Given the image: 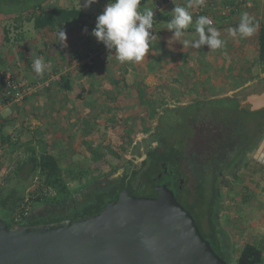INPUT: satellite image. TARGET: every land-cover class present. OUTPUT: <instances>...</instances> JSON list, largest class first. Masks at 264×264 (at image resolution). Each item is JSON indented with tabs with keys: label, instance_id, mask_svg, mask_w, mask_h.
Listing matches in <instances>:
<instances>
[{
	"label": "crops",
	"instance_id": "1",
	"mask_svg": "<svg viewBox=\"0 0 264 264\" xmlns=\"http://www.w3.org/2000/svg\"><path fill=\"white\" fill-rule=\"evenodd\" d=\"M203 2L209 7L205 15L214 17L215 25L213 26L220 33L219 38L224 41L221 48L211 49L208 45L195 48L190 45L183 46L181 43L185 40L193 41L199 38V33L195 30V21L202 15L193 14V10L196 6L201 4L199 0H191L192 7L189 8V11L193 16V24L190 25L184 35L179 38L181 42L173 41L171 47L169 46L168 41L173 36V32L165 27L172 18V9L175 7V4L187 7L190 0H141L139 9L142 11L145 9H153L154 11L157 6L160 8L158 11L159 19L154 20L153 28L149 30L150 35H153L149 53L141 62L121 63L116 60L114 49L108 50L104 44H98L97 39L94 37V40L92 34L77 32V38L84 36V38L86 37L89 41L84 45V52L86 53L81 54L84 57L82 59L78 58L77 52L66 54L65 56H62V54L58 52L55 53L49 61H45L44 63L46 65H50V68L43 73L44 78H49L47 89L44 88L36 96L28 97L21 103L10 104L0 110V122L3 118L10 119L11 117H15V121L12 122V125L10 126V124H8L6 132L12 135V139L17 137L20 138V142L22 143L27 142L28 140L37 141L39 138L51 141L53 139H50L45 135L44 123L42 124L40 123L41 121L37 120L25 122V119L28 118V114L29 116L32 114L30 109L35 103V97L44 99L47 94L54 93V98L56 99L55 106L62 110H71L82 106L86 109H89L90 107L94 108L97 105L105 107L106 104H117L116 99L114 100L112 97L117 94L115 88V78L117 77H121L120 83H118L121 85V90L123 89V84L127 82L134 86L137 92H140L138 105L141 104L143 106L150 104L153 105L154 103L163 104L174 100L189 102V92L191 91H203L204 93L206 92V94L209 93L213 94V96H218L226 91L234 90V98H239L243 95L240 91L251 85L256 76H264V72H262L258 62L257 44L259 26H256V21L254 20L253 24L255 31L251 37H242L238 32H236V35H230L229 30L237 29L242 16L240 13V18H234L229 12L226 13L227 11L224 7H226L227 4H232L234 1L203 0ZM252 2L253 6L247 10H243L244 8L242 6L241 10H243V14L246 13L250 18L251 15H253L254 19L261 18V21H263L264 0H252ZM85 25H88L87 21L85 22ZM87 28L88 26L86 27V30ZM25 44H28L30 47L33 46L32 44L30 45V42H27L26 39L20 44L21 49L16 45L10 44L12 47L9 46V49L0 50V64L14 63L16 58L20 56L18 50H21L22 54H24ZM95 46H99L96 51L91 49ZM30 49L33 50L34 47H31ZM92 52H94L95 65L93 66V69L89 70L85 64L92 58L89 55ZM42 57L44 58V56ZM230 59H234V64L233 62H229ZM224 62H229L227 68H224L225 65L222 66ZM233 65L234 69H232ZM97 66H99V68L95 70V73H102L103 75L101 79L94 73V68ZM192 68L194 71H198L197 74H200L197 80L192 79ZM113 71H115V74H112ZM68 74L71 75L73 80V88L69 92H63L61 90V85L58 87L57 83L62 82L61 76ZM22 75H24V78H27L26 73H22ZM189 76L192 77L189 79ZM83 87H88L89 92L87 91L88 95L84 101H81L80 103L77 101L76 96ZM173 89H175V91H173ZM154 92H162L160 94L161 98L158 101ZM180 92H182L181 95L176 96V94ZM47 102L51 109L52 103L48 100L45 102L40 100L39 107L41 108L42 105ZM133 102H135V100ZM39 107L37 106L36 109H39ZM71 115L72 114L70 113L69 115H66V119L69 120ZM135 123L137 124V122ZM50 127H52V125H50ZM50 127L49 129H52ZM48 131L50 133L51 130ZM73 145L74 144H71V147ZM4 146L5 147L0 150L2 156L4 155L3 152L5 150L7 151L8 148L9 150L12 148L9 147L8 144H5ZM259 159L264 161V155ZM3 164L5 163L3 162ZM3 170L5 171V167L0 170V173L3 172ZM248 171V179L251 176L258 175L255 174L256 170L252 169L251 172V169H249ZM252 180L254 181V179ZM263 182L264 180H262V183ZM244 184V186L249 184L250 188L261 185V183L252 181ZM244 186L242 184L241 186L234 187V192ZM248 195L249 194H245V198L247 199L241 202L238 206H236V202L234 203V206H236L234 208V216L225 219V221H227L225 228L231 231L228 233L229 238L235 236L234 241L231 242L232 253L233 251L235 252V248L238 247V253L240 254L247 243L243 241V239H245V236H243L245 231H247L249 235H258L264 232V206H262L263 204H261L260 200H255V197H250ZM254 207H257V209L259 208L262 211L251 217L250 212ZM224 215L226 214H223V216ZM232 219H234V224L230 223ZM243 219L250 221L248 228L240 226ZM238 221L240 222V225H237Z\"/></svg>",
	"mask_w": 264,
	"mask_h": 264
},
{
	"label": "flooded vegetation",
	"instance_id": "2",
	"mask_svg": "<svg viewBox=\"0 0 264 264\" xmlns=\"http://www.w3.org/2000/svg\"><path fill=\"white\" fill-rule=\"evenodd\" d=\"M256 91L259 92L255 90L238 98L240 109L249 110L241 102ZM203 95L204 92L191 91L189 96L193 100L189 102L158 103L154 107L156 121L152 128L135 137L129 150L123 153L124 158H119L115 164L104 158L97 168L89 169L92 174L87 176L85 184H72V196L67 203L54 207L44 203L37 206L34 208V222L27 224L88 217L117 200L126 189L135 196L157 198L158 187L164 184L192 214L194 211L202 216L196 202L203 193L207 201L218 199V209L222 212L220 220L232 208L233 212L234 187L251 181L262 183L257 170L261 165L264 167V161L255 154L264 137V119L258 121L254 131H250L248 120L237 116L234 109V90L218 96ZM242 126L247 133L245 136L238 133ZM153 151L157 161L150 174H144ZM246 161L247 167L253 161L259 163L255 169L258 175L242 180L238 175L236 177V173H249L246 167L240 168ZM53 214L57 220L50 218Z\"/></svg>",
	"mask_w": 264,
	"mask_h": 264
},
{
	"label": "trees",
	"instance_id": "3",
	"mask_svg": "<svg viewBox=\"0 0 264 264\" xmlns=\"http://www.w3.org/2000/svg\"><path fill=\"white\" fill-rule=\"evenodd\" d=\"M55 0H0V50H3L8 43L18 46L21 49V45L17 42L23 41L24 36L22 32L18 34L16 37H12V26L9 24L4 23L3 21L8 19L9 17H14L15 24L13 25L15 29H21L25 22L31 23L34 30L36 32L42 33V37L44 40V48L41 51H37L35 48L32 50L30 54L25 55L22 54L21 50H18L20 56L16 58L14 63H5L3 64L2 68H12L13 75L16 76L15 80L18 83H22L26 81L30 84H42L39 90L28 96H36L40 91L44 88L47 89L49 78H44V75H37L33 70V61L38 57V54L44 56L39 58L41 60L49 61L53 57V52L51 53V49L56 47L59 50V53L62 56L68 54L67 47L61 46L59 42H57L58 34L61 30L66 33L67 38L71 35L72 31L77 29H81L83 27V23L86 22L87 18L90 17L91 13L86 12L83 8L79 7L77 2L80 4L84 3V0H70V5L62 6L58 4H54ZM75 2V3H74ZM109 0H97L96 3L92 4L91 7L97 9L99 8L100 4H107ZM237 0L232 4H236ZM3 18H5L3 20ZM240 18V16H238ZM159 19V15L157 16ZM256 26H259L258 29V62L261 67L262 72H264V20L261 21V18L255 19ZM45 37V38H44ZM102 42H98L101 44ZM97 44V45H98ZM103 44V43H102ZM12 47V46H10ZM32 47V46H31ZM99 46H95L91 48L92 50L96 51ZM14 50V49H13ZM67 52V53H66ZM78 54V53H77ZM92 56L91 61L92 64H89V61L86 62V67L93 69L95 65V57L94 52L89 54ZM88 55V56H89ZM84 56L78 54V58L82 59ZM0 68V69H2ZM22 73L27 74V78H24ZM30 74V75H29ZM22 75V76H21ZM33 75V77H31ZM62 82H58V87H62V91L69 92L73 88V80L71 75H63L61 76ZM121 77L115 78L116 81V93L115 96H112L114 100L116 99L117 104H111L112 106L108 109L106 113V117L104 118V122L100 123V121H94L92 126H90L89 118H87L86 125L81 124L80 120L77 118L78 113L77 108L71 109L73 111L72 117L76 118L74 122L70 123L69 125L72 126H79V127H86L87 133H93V128L96 124H104L107 130L109 129L110 133L108 138L102 137L100 143L97 142L95 147L91 146V143L87 138H83V144L88 146L91 153L87 155V159L89 160H99L102 157L105 158L104 155L107 156L109 153L111 156L115 157L116 159L124 158L123 153L128 151L130 146L133 144L135 139V134L133 132V128L135 124L126 119L125 115L114 116L112 115L113 112L119 111L121 108L125 106V104H130L132 100L138 101V97L140 92L134 88V86L128 84L127 82L123 84V89L121 90L118 83H120ZM2 78H0V85L2 88ZM52 85V84H51ZM50 85V86H51ZM119 89V90H118ZM49 90V88H48ZM88 87H83L76 99L78 102L84 101L87 96ZM89 92V91H88ZM26 97V98H28ZM25 98V99H26ZM24 99V100H25ZM46 99L52 103V108L50 109V105L47 106L46 109L55 112L54 110L59 109L56 108L55 102L56 99L54 98V93L47 94ZM23 100V101H24ZM22 101V102H23ZM43 102L47 100H42ZM239 99L234 98V109L237 112V116H241L242 112H248L247 109H240L239 108ZM21 103V102H20ZM18 104V103H12ZM124 104V105H123ZM45 105V104H44ZM81 105V104H80ZM82 106V105H81ZM84 107V106H82ZM82 107H79L82 108ZM62 110V109H61ZM71 110L64 109L67 115L71 114ZM102 111L105 110L101 109ZM140 111H143L141 108ZM100 113V112H99ZM138 112L137 114H139ZM48 115L50 113H47ZM45 115L52 119L51 116ZM60 114V111L57 113ZM44 116V117H45ZM56 117V116H54ZM108 118V119H107ZM15 121L14 118L6 119L0 122V150L4 148L5 144H8L9 147H22L24 148L27 154L25 157L22 158H12L16 161L15 167L10 172H1L0 177L3 181L0 182V218L7 222L9 226L14 223L20 224H29L34 222L33 215H34V208L36 204L44 203L50 204L51 206L59 205L61 203H67L69 197H71V184H85L87 176L92 174L88 173V168L84 169L81 166L77 169L74 168H67L63 162L64 150H67L66 146H58L60 143L57 141H50L44 139L35 140H28L27 142H20V138L12 139V135L6 132L8 124L12 125V122ZM97 122V123H96ZM138 122V121H137ZM139 123V122H138ZM54 124V123H53ZM75 124V125H74ZM141 125V124H140ZM71 126V127H72ZM118 128V132L116 131ZM121 128V129H119ZM245 127L242 126L239 130V134L245 136L246 130ZM147 130V129H146ZM55 133L57 129L53 130ZM80 131V129H79ZM99 131V130H97ZM101 131V130H100ZM21 132V131H20ZM86 133V131H85ZM107 142V144H106ZM108 145V149L105 150L103 148L104 145ZM71 145V144H70ZM74 147V148H73ZM52 148V149H51ZM70 148L68 151H71L69 155H67V160L71 161L77 153L75 149V144ZM54 149H58L57 151ZM100 154L98 156L97 154ZM155 151H153L149 156L151 160L150 164L147 165L146 169L144 170V174H150L151 168L155 166L157 161V157L155 156ZM4 154V152H3ZM79 154V153H77ZM68 157L70 159H68ZM94 157V158H93ZM103 158V159H104ZM242 156H239L241 159ZM164 159V155L162 156V160ZM5 161L4 155H1L0 151V170L3 169L4 165L3 162ZM16 176L18 180H20V187H16L11 185L12 177ZM36 178V182L34 184H27L26 182L31 179L33 181ZM30 181V182H31ZM73 181L72 183H70ZM71 185V186H70ZM32 188L29 190V187ZM28 192V193H27ZM206 195L203 193L200 195V199L196 202L197 206H200L202 210V216L200 215L199 218L204 220L206 225V231L203 229L201 225V220L197 219V224L204 235V237L212 244L214 250L224 259L231 264L232 260V247L229 236L226 234L225 230L219 225L218 221L220 220V209H215L214 212L211 211L213 205L215 204L214 201L208 200L205 197ZM206 203L209 207V210L206 209ZM217 205V204H216ZM35 206V207H34ZM219 208V205H218ZM55 209V208H54ZM19 215V219L17 216ZM50 217L52 220H57L58 218L55 217L56 215ZM237 264H264V247L257 245L254 242H247L243 247L241 253L237 258Z\"/></svg>",
	"mask_w": 264,
	"mask_h": 264
},
{
	"label": "water",
	"instance_id": "4",
	"mask_svg": "<svg viewBox=\"0 0 264 264\" xmlns=\"http://www.w3.org/2000/svg\"><path fill=\"white\" fill-rule=\"evenodd\" d=\"M264 108V90L241 102ZM157 198L124 190L75 221L11 226L0 218V264H229L167 185Z\"/></svg>",
	"mask_w": 264,
	"mask_h": 264
},
{
	"label": "rangeland",
	"instance_id": "5",
	"mask_svg": "<svg viewBox=\"0 0 264 264\" xmlns=\"http://www.w3.org/2000/svg\"><path fill=\"white\" fill-rule=\"evenodd\" d=\"M69 3H70V0H55L54 1V4H58V5H62V6H68V5H70ZM77 4H78L79 7L83 8L86 12L91 13V15L86 20L88 25H85V23H83V27L81 29H77V30H75V32L73 31L71 33V35H69V38H67L66 47H67L68 54H72L73 52H77L78 54L86 53V52H84V45L87 42H89V41L86 39V37L84 38V36L77 38L76 37V33L77 32H80V33L81 32H84V33L86 32V33H89L91 35L92 30L94 29L95 24H96V18H97L98 15H100L102 13V11H103V9H104V7L106 5V4H104V5L100 4L99 8L95 9V8H93L91 6L85 8V7H83V4H81V3L79 4L78 2H77ZM255 15H257V14H255ZM13 18L14 17H9L6 20H4L5 18H3V20H4L3 22L4 23L9 24L10 26H12L11 27L12 28V32H11L12 37H16V36H18V34L20 32H22V34L24 36L23 37L24 40L27 39V42H30V45L31 44L33 45L32 48L34 47L37 51H41V49H43L44 45H45L43 37H42L43 36L42 33L40 34L39 32H36L34 30L32 24L28 23V22H25L21 29H15V27L13 26L15 24ZM251 18H252L253 21L255 20L253 15H251ZM87 26H88V28H87V30H85ZM89 34H88V36H89ZM93 39H94V36H93ZM17 43L21 44L22 41L17 42ZM9 46H10V43H8V45H6L2 49L3 50L9 49L8 48ZM30 48L31 47L28 46V44H25V50H24L25 52L24 53L25 54H30L29 53V52H31ZM50 52L51 53L53 52L52 55H54L55 53H58L59 51H57V48L54 47V48L51 49ZM38 57L41 58L42 57L41 54H38ZM229 62H233V64H234V59H230ZM229 62H227V63L224 62V64L222 66L225 65L224 68H227ZM236 62H237V59H236ZM2 67H3V65L0 64V68H2ZM97 68H99V66L94 68V73H95V70H97ZM232 69H234V65L232 66ZM197 72H198L197 70L194 71V69L192 68V74H193V78L192 79H195V80L198 79V76L200 74H197ZM95 74L100 79L102 78V75H103L102 73H99V74L95 73ZM112 74H115V71H113ZM31 77H33V75H31ZM191 77L192 76H189V79ZM90 83H92V82H90ZM255 90H259V91L264 90V76H260V75L256 76V78H254V80H253V83L251 85H249L248 87L242 89V91H240V93L245 94V93L253 92ZM173 91H175V89H173ZM201 92L203 94V91H201ZM161 93L162 92H159V93H157V92L155 93L154 92V95L156 96L157 101L161 98V96H160ZM181 93L182 92L176 94V96L181 95ZM205 94H206V92L204 93L203 97L205 96ZM206 95H207V97H209L210 95L213 96V94H206ZM44 99L46 100V98H44ZM34 100H35V103L32 105V107L30 109L32 114L30 116L28 114V118L25 119V122H30V120L41 121L40 123H42V124L44 123L45 124V126H44L45 135H47L50 139H53L51 141H55V142L57 141V144H58V142L60 143V145L59 144L56 145L57 146L56 148H58V146H66L67 147V150H64V152H63L64 158H66V159L63 160V162L66 165V169L67 168L77 169L78 167L81 166L84 169L88 168V169L93 170V169L97 168V166L99 164H102L101 162H104L103 161L104 157H102L99 160H93V159L89 160V159H87V155H89L91 153V151H90V149H88V146L84 145L83 142H82L83 138L85 137V138H87L89 140V142L91 143V146L94 148L97 142L100 143L102 137H105V138L109 139L108 135H109L110 131H109V129L107 130V128L105 127L104 124H99V123L96 124V126L92 130L93 133L92 132L91 133H87V129H85L86 127L83 128V127H79L77 125L76 126L69 125L70 123L74 122L76 118H73L72 115H71V118L69 120H67L66 117H65L67 114H66V112H62L64 110H61V108L56 109V110H54L55 112H53V111H50L49 109H46L47 106H48V102L45 105H42L41 108L39 107L40 106V100H43L42 98L35 97ZM47 100H49V99H47ZM191 100H193L192 97H190V101ZM138 102L139 101H137V100L135 102L132 101V102H130V104H125V106L123 108H121L119 111H115V112L112 113V115H114V116H120V115L124 114L125 115V120L128 119V120L132 121L135 124V126L133 128V132L135 134V137H138V136L142 135L143 134V132H142L143 130H144V132H146V129L148 131V130H150L152 128L153 123L156 121V115H154V111H155L154 106L158 105V103H154L153 105L150 104V105L143 106L141 104L138 105ZM234 105H235V103H234ZM37 106L39 107V109H36ZM111 106H112L111 104H109V105L106 104L105 107H101V105H97L94 108L90 107L89 109L88 108L86 109V108H83V107L80 108V109L77 108V112H79L77 118L80 120V122H82L81 123L82 125L83 124L86 125L87 118H89L90 126H92V123H94V121H98V122L100 121V123L101 122L103 123L104 122L103 120L106 117V113H107L108 109ZM104 108H105V110L102 111L101 109H104ZM141 108L143 109V111H140ZM59 111H60V114H57ZM68 111H70V110L68 109ZM138 112H140V113L137 114ZM47 113H50V114L48 115ZM54 113H55V115H54ZM72 113H73V111L71 110V114ZM46 114L48 116H51L52 119L50 120L49 117L45 116ZM54 116H56V117H54ZM241 116L248 120L249 130L250 131H254L256 129V127L259 125L258 121L259 120L261 121V119H264V108L260 109L259 111H255V112H253V111L242 112ZM135 122H137V124ZM50 125H52V127H50ZM49 127L52 128L53 130L57 129L58 134H56L52 129H49ZM79 129H80V131H79ZM119 129H121V128H119ZM48 130H51L50 133H49ZM97 130H99V131H97ZM62 131H63V134H62ZM85 131H86V133H85ZM116 131L118 132V128H117ZM70 144H75V149H76L77 153H79V154L75 153L76 157H73V159L71 161H68L67 160V155H69V153H71V151H68L70 149L68 147H71ZM106 144H107V142H106ZM106 144L103 146V148L105 150L108 149L107 148L108 145H106ZM24 148H27V147L24 146ZM24 148H23V146L22 147H15V148L12 147L10 150L8 148L7 151L6 150L4 151V159H5V161H4V163H5V165H4V167H5L4 173L5 172H9V171L11 172L13 170V168L15 167L16 161L14 159L12 161V158L25 157L27 152L25 151ZM54 150L57 151L58 149H54ZM97 155L100 156L99 153ZM263 155H264V137H263V140L260 143L258 149L256 150L255 156L257 158H260ZM104 156H105V159L107 161L109 160V163H111V164H115L118 161V159H116L115 157L111 156L110 154H108L107 156L106 155H104ZM68 159H70V158L68 157ZM247 163L248 162L246 161V164L243 165V167H240V168L246 167L247 169L253 168V170H255L257 168L258 164H259L256 161H253L247 167ZM261 166H263V165H261ZM261 166L258 168L257 171L259 172V175L262 177L261 179L264 180V167H261ZM91 170H88L89 174H90V172H92ZM237 175L242 180L247 179V175H245V174H242V173L238 174V172H237L236 173V177H237ZM1 181H3L2 178H0V182ZM30 181H31V179H29L26 182V185L27 184H29V185L30 184H34L36 182V178L33 181H31V182ZM72 182L73 181H71L70 183H72ZM19 183H20V180H18L17 177L14 175L12 177L11 185H14L16 187H20L21 185ZM263 185H264V182L261 183L260 186H254L253 188H250L249 184H248V185L242 187L241 189L235 190V192H234V203L236 202V206H238L239 204H241V202H243L244 200L247 199V198H245V194H249L248 196H250V197H255V200H260L261 204H263L262 206H264V191H263L264 190V186ZM31 188H32V186L29 187V190ZM214 203L215 204L213 205V208H211L212 212H214L215 209H218V199L215 198L214 199ZM42 204L43 203H39V204H36L35 206H40ZM236 206H234V208ZM206 209L209 210V207L207 206V203H206ZM258 209H257V207L256 208L254 207V209L252 211L250 210L251 211L250 212V216L252 217L256 213H261L260 211H262V210H260V209L258 210ZM231 210L226 215H224V216L222 215L221 220L218 221L219 225L224 230H226L225 232H226L227 235L231 231L227 230L225 228V226H226L225 224L227 223V221H225V219L230 218L231 216H234V211L231 212ZM192 215L195 217V219L197 218V219L201 220V225L203 226V229L206 231L207 227H206V225L204 223V220L202 218H199V216L194 211H193ZM245 218H246V216H245ZM242 221L243 222L241 223V225L239 224L240 223L239 221L237 222V225H240V226L248 228L250 221L249 220L247 221L246 219H243ZM230 223L234 224V219H232ZM243 236H245V239H243V241H245V243L250 241V242L256 243L257 245L261 246L262 248L264 247V232L262 234H258V235H249V233H247V231H245V233H243ZM234 237L235 236H232L230 238V242L234 241ZM238 250H239V248L236 247L235 248V252L233 251L231 264H237V257L239 255V253H238L239 251Z\"/></svg>",
	"mask_w": 264,
	"mask_h": 264
},
{
	"label": "clouds",
	"instance_id": "6",
	"mask_svg": "<svg viewBox=\"0 0 264 264\" xmlns=\"http://www.w3.org/2000/svg\"><path fill=\"white\" fill-rule=\"evenodd\" d=\"M97 0H84L83 7L87 8L96 3ZM202 4L203 0H199ZM141 0H109L100 15L96 18V24L92 30V35L98 42H102L108 50H115V58L121 63L141 62L149 53L150 43L153 35L150 29L153 28L155 13L153 9L139 11ZM192 7L190 3L187 7L175 4L172 9V18L167 23L168 30L173 32L168 44L171 47L173 41H180V37L193 24V16L189 11ZM86 30V29H85ZM195 30L199 33V38L193 41L185 40L181 42L183 46L200 48L208 45L211 49H219L223 46L219 36L220 33L212 25V21L207 16H199L195 21ZM255 27L253 20L245 13L242 14L240 23L236 30H229L230 35L236 32L242 37H251ZM67 36L61 30L58 34L57 42L61 46H66ZM33 70L37 75H42L50 65H46L43 60L37 58L33 61Z\"/></svg>",
	"mask_w": 264,
	"mask_h": 264
},
{
	"label": "built area",
	"instance_id": "7",
	"mask_svg": "<svg viewBox=\"0 0 264 264\" xmlns=\"http://www.w3.org/2000/svg\"><path fill=\"white\" fill-rule=\"evenodd\" d=\"M234 1V0H233ZM236 2V0H235ZM159 5V4H158ZM247 10L253 6L252 0H237L236 4H227L224 9L227 11L226 13H230V15L234 16V18H237L240 16V13L243 14V10ZM160 8H155L154 13L155 17L154 20H157L158 11ZM209 9L208 5L203 2L202 4H199L196 6V8L193 10L194 15H202L207 16L211 21L212 25H215V19L212 16L205 15L206 11ZM142 12V10L138 9ZM89 64H92V61H89ZM0 78H2V88L0 85V110L12 103H20L22 102L26 97L36 93L39 88L42 86V84H30L26 81L22 83H18L15 78L16 76L13 75L12 68H2L0 69ZM1 84V83H0ZM19 219V215L17 216V219Z\"/></svg>",
	"mask_w": 264,
	"mask_h": 264
}]
</instances>
